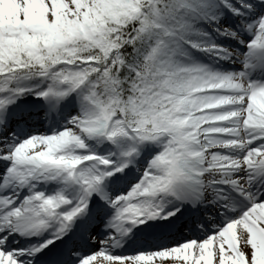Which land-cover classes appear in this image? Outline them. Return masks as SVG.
I'll list each match as a JSON object with an SVG mask.
<instances>
[{
	"label": "snow or ice",
	"instance_id": "snow-or-ice-1",
	"mask_svg": "<svg viewBox=\"0 0 264 264\" xmlns=\"http://www.w3.org/2000/svg\"><path fill=\"white\" fill-rule=\"evenodd\" d=\"M0 264H264V0H0Z\"/></svg>",
	"mask_w": 264,
	"mask_h": 264
}]
</instances>
